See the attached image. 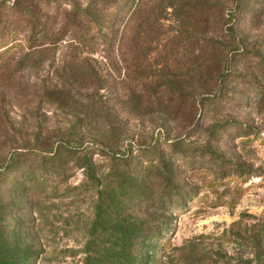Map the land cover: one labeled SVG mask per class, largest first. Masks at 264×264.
<instances>
[{
	"label": "rangeland",
	"instance_id": "obj_1",
	"mask_svg": "<svg viewBox=\"0 0 264 264\" xmlns=\"http://www.w3.org/2000/svg\"><path fill=\"white\" fill-rule=\"evenodd\" d=\"M263 64L264 0H0V264H264Z\"/></svg>",
	"mask_w": 264,
	"mask_h": 264
},
{
	"label": "trees",
	"instance_id": "obj_2",
	"mask_svg": "<svg viewBox=\"0 0 264 264\" xmlns=\"http://www.w3.org/2000/svg\"><path fill=\"white\" fill-rule=\"evenodd\" d=\"M93 24H94V25H96V26H99V25L97 24V22H96V21H94V22H93ZM99 31L101 32V29H99ZM263 66H264V64H263ZM89 168H90V166H89V165H88V166H86L87 173H88V175H90V177H91V174H90V169H89Z\"/></svg>",
	"mask_w": 264,
	"mask_h": 264
}]
</instances>
